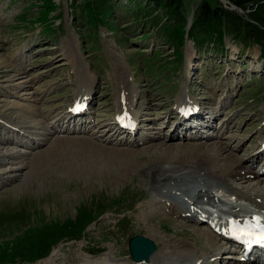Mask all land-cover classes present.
Here are the masks:
<instances>
[{"label": "rangeland", "instance_id": "obj_1", "mask_svg": "<svg viewBox=\"0 0 264 264\" xmlns=\"http://www.w3.org/2000/svg\"><path fill=\"white\" fill-rule=\"evenodd\" d=\"M139 1L0 0V116L25 126L30 118L23 106H66L72 83L78 79L72 73L76 70L95 75L89 113L108 112L113 120L112 89L118 71L127 74L130 70L134 83L151 97L148 106L161 115L154 127L165 125V133L170 129L168 105L183 86L194 90L199 101L210 97L212 104L223 99L230 88L215 126L223 116L231 117L237 137L228 148L240 159L251 146L257 150V137L264 130V16L260 23L248 17L254 1L237 7L226 0H209L212 5L215 1L219 7L237 9L239 12L234 11L253 25L240 31L223 21L210 22L206 28L191 25L184 44V28L193 21L203 0H181L178 15L175 7L168 6L171 15H167L166 10L148 4L149 0ZM113 53L128 68L114 71ZM73 55L76 58L72 59ZM38 89L44 92L36 95ZM36 118L43 125V119ZM65 126L72 128L71 123L60 127ZM60 127L53 136L67 134L59 131ZM18 138L28 139L21 133ZM166 143L162 147L179 142ZM238 144L243 150L236 152ZM9 146L30 151L15 143ZM10 147L0 144L2 153L12 150ZM119 147L124 146H108L92 138L59 137L34 154H21L28 166L24 165L17 178H7L13 173L6 169L14 165L1 166L0 172L5 173L0 178V264H133L128 260L127 242L134 235L150 238L156 249L172 240L194 243L195 236H204L208 230L203 226L188 225L150 209L149 185L138 172L125 174L123 167L131 170L157 154H142L127 162L125 154L131 151ZM116 169L123 176L110 175L107 181L92 184ZM40 171L43 173L38 175ZM256 187L263 189L264 181ZM148 199L149 205H144ZM203 242H208L205 237ZM195 245L214 252L203 244ZM218 245L220 250L222 245ZM224 260L234 261L229 257Z\"/></svg>", "mask_w": 264, "mask_h": 264}, {"label": "bare ground", "instance_id": "obj_2", "mask_svg": "<svg viewBox=\"0 0 264 264\" xmlns=\"http://www.w3.org/2000/svg\"><path fill=\"white\" fill-rule=\"evenodd\" d=\"M69 58L71 57L69 56ZM73 58H76L75 55H73ZM111 64L116 72L122 67L124 69L128 68V66L125 67L120 64L119 58L114 53ZM118 72L119 76L116 78L115 86L112 89L113 104L111 110L114 112L113 120H109L110 116H108V112L101 115L103 112L94 111V114H89V116L83 112L78 121H74L71 111L66 112L64 110L65 103L61 106L58 104L56 107L48 108H41L35 102H32L35 104H30V106H23L22 109L25 110V113L30 118L28 124L25 126L21 124L25 120L19 123L21 124L20 126L12 121L9 123L6 121L9 119L0 116V144L3 147H10L9 143H15L30 149V151L21 152L10 147L12 150L8 148L5 153H2L0 150V167L6 163L14 165V167L6 169V171H12L11 173H13V175L7 176V178H17L19 172L24 169V165L28 166L27 161L21 158V154H34L41 150L51 139L59 137L92 138L108 146H124L119 148H129L127 150L131 152L125 154L127 162L137 159L142 154H157L155 157L148 158L146 161L134 165L131 170L123 167L126 170L125 174L129 173L131 175L138 172L137 174H140L141 180L149 185L148 190L152 193L150 201L152 202V206L148 204L149 199L144 205H149L150 209L155 212L168 214V217H170L169 215L175 216L180 222H182L181 220H186L188 222L186 224L188 225L193 224L203 226V228H206L205 224L214 223L221 230L228 228L231 223L250 222L255 219L257 214H264V188L258 190L256 187L257 184L264 181V172L258 173L249 169L251 164L262 159L263 150L253 151L251 149L252 146H249V152H247V149V154L242 159L238 157L237 153L232 152L228 146L232 142L231 140L237 137V134L236 137L233 134V121L229 116L227 118L223 116L222 119L224 120L221 121L217 128L214 126V132L211 134H204L198 128V126L213 128L216 118L220 114H223L224 107L227 105L225 99L228 97L230 88L226 89L224 98L218 100L217 106H214V103L212 104L210 97L206 99L207 101L188 105L191 108H194L196 105L200 106V110L195 115H199L201 120L196 126H190L189 121L183 119L181 114L176 116L177 112L170 111L167 115L168 122L171 119L175 120L172 122V128L166 134L163 132L165 128L153 126L161 115L159 113L156 114L152 107L148 106V102L149 104L151 103L148 100L149 98L151 99V97L147 96L148 92L143 91L142 86L137 82L134 83L135 77L130 70L127 71V74L120 70ZM72 73L81 80V83H79L78 79H76L75 83H72L74 84V89L70 95L72 99L70 107L75 102H91L93 99V80L95 75H85L84 71L76 70L72 71ZM12 74L14 76V73ZM130 81H132L133 86L132 84L130 85ZM10 86L13 85L11 84ZM185 88L188 89L189 87L183 86L181 90ZM41 92L44 91L40 89L36 90V95H39ZM44 96L48 97L46 94ZM179 97V99H175L174 102L171 101V104L167 105L171 108L177 100L184 101L185 104L190 100L187 94L184 95V91H180ZM175 108L177 109V106ZM121 115L132 120L133 126L130 129L120 130L118 118ZM205 115L209 116L205 118ZM36 116H40L43 119V125L40 124L42 120L40 121ZM6 117L8 116L6 115ZM90 117L91 119L88 120ZM71 120L74 121V125L78 126V129L76 127L73 129L66 128L64 132L68 133L67 135H52L57 131V127ZM140 122L143 124L139 125L138 123ZM80 125H84V129L81 128V130H83L82 132L85 135H72L71 133L80 131ZM31 127H34L36 130L29 129ZM262 128L264 129V125ZM155 129H159L160 131H155ZM189 130L192 131L187 133ZM20 133L22 136H27L28 139L18 138ZM129 133L131 135L134 134L132 139L126 138ZM260 133L259 146L264 141V130H260ZM33 136L36 138H33ZM166 142L179 143H168V145L162 147V144H167ZM239 144L236 146V152L242 148V144ZM159 145L161 146L159 147ZM141 147L143 148L135 150ZM4 173L5 171L0 172V178H3L2 175ZM42 173L40 171L38 175ZM110 175L117 176L122 174L118 170H108V175L99 177L92 184L95 185L97 182L103 183L107 181ZM28 176L29 174L26 172L24 177L28 178ZM250 179L256 180V182L251 184L249 182L251 181ZM195 181H198V185L191 200H183L179 203L174 202L173 196L180 192L175 187L185 182ZM244 184L249 185V187L244 186ZM207 206H212L214 211L209 212L210 210L207 209ZM206 218L208 222L205 221ZM206 230L208 231L204 232V236H199V238L195 236V239L197 243L205 245L207 249L214 250L213 253L206 251L205 248L196 246V242L192 243L182 238V240H172L164 246L157 248L148 262H133L130 260V257L128 260L130 263L133 262V264H211L215 261L219 264H239L240 262H236L235 260H224L226 257H231L232 259H239V257L232 256L231 248L227 246V242H224L221 238L218 240L213 230L207 228ZM211 232L216 236L210 235ZM204 237L205 241L207 240L208 242H203ZM218 243L222 245L220 250ZM99 264L117 263H104L100 261Z\"/></svg>", "mask_w": 264, "mask_h": 264}, {"label": "trees", "instance_id": "obj_3", "mask_svg": "<svg viewBox=\"0 0 264 264\" xmlns=\"http://www.w3.org/2000/svg\"><path fill=\"white\" fill-rule=\"evenodd\" d=\"M140 0L139 3H142ZM150 1V2H149ZM148 4H154L158 9H164L169 13V7H175L174 12L178 15V8L182 5L181 0H149ZM213 1V0H212ZM230 3L235 4L238 7H243L245 4L251 3V0H227ZM255 3L254 10L249 13V18L257 23L261 22L262 16H264V0H252ZM257 3H256V2ZM215 5H212L209 0H203L197 8L194 25L207 27L210 22L223 21L228 26H233V29L240 31L246 29L249 25H253L252 21L244 20L236 11L229 10L223 7H219L214 1ZM169 6V7H168ZM261 31V30H260Z\"/></svg>", "mask_w": 264, "mask_h": 264}, {"label": "water", "instance_id": "obj_4", "mask_svg": "<svg viewBox=\"0 0 264 264\" xmlns=\"http://www.w3.org/2000/svg\"><path fill=\"white\" fill-rule=\"evenodd\" d=\"M154 248L152 240L141 235H135L129 240L130 253L136 260L145 259V261H148Z\"/></svg>", "mask_w": 264, "mask_h": 264}, {"label": "snow or ice", "instance_id": "obj_5", "mask_svg": "<svg viewBox=\"0 0 264 264\" xmlns=\"http://www.w3.org/2000/svg\"><path fill=\"white\" fill-rule=\"evenodd\" d=\"M260 240L264 241V232H262V234L260 236Z\"/></svg>", "mask_w": 264, "mask_h": 264}]
</instances>
